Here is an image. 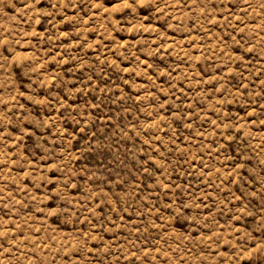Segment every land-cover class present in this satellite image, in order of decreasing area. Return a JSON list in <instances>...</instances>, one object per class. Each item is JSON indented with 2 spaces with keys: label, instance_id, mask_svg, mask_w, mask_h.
Segmentation results:
<instances>
[{
  "label": "rangeland",
  "instance_id": "obj_1",
  "mask_svg": "<svg viewBox=\"0 0 264 264\" xmlns=\"http://www.w3.org/2000/svg\"><path fill=\"white\" fill-rule=\"evenodd\" d=\"M0 264H264V0H0Z\"/></svg>",
  "mask_w": 264,
  "mask_h": 264
}]
</instances>
